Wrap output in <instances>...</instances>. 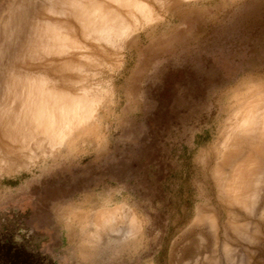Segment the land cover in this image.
Wrapping results in <instances>:
<instances>
[{
	"label": "clouds",
	"instance_id": "obj_1",
	"mask_svg": "<svg viewBox=\"0 0 264 264\" xmlns=\"http://www.w3.org/2000/svg\"><path fill=\"white\" fill-rule=\"evenodd\" d=\"M20 215L52 264H264V0H0Z\"/></svg>",
	"mask_w": 264,
	"mask_h": 264
},
{
	"label": "rangeland",
	"instance_id": "obj_2",
	"mask_svg": "<svg viewBox=\"0 0 264 264\" xmlns=\"http://www.w3.org/2000/svg\"><path fill=\"white\" fill-rule=\"evenodd\" d=\"M30 228V223L23 215L11 221L0 219V255L16 253V258L24 262L30 259L33 264H52L51 259L41 250V234L31 232Z\"/></svg>",
	"mask_w": 264,
	"mask_h": 264
},
{
	"label": "trees",
	"instance_id": "obj_3",
	"mask_svg": "<svg viewBox=\"0 0 264 264\" xmlns=\"http://www.w3.org/2000/svg\"><path fill=\"white\" fill-rule=\"evenodd\" d=\"M15 255L16 253L4 256L0 255V264H33L32 260L29 259L27 262H24L21 259H17Z\"/></svg>",
	"mask_w": 264,
	"mask_h": 264
},
{
	"label": "bare ground",
	"instance_id": "obj_4",
	"mask_svg": "<svg viewBox=\"0 0 264 264\" xmlns=\"http://www.w3.org/2000/svg\"><path fill=\"white\" fill-rule=\"evenodd\" d=\"M136 11L139 12V14H140L142 17H144L146 20H147V19H150V16H151V12H150V10L143 9V8H137ZM96 14H97V15L102 14V10H97Z\"/></svg>",
	"mask_w": 264,
	"mask_h": 264
}]
</instances>
